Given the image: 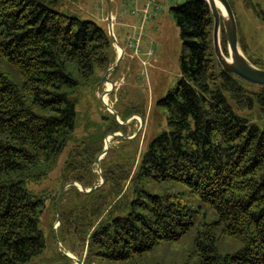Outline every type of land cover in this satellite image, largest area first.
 Listing matches in <instances>:
<instances>
[{"label": "trees", "instance_id": "obj_1", "mask_svg": "<svg viewBox=\"0 0 264 264\" xmlns=\"http://www.w3.org/2000/svg\"><path fill=\"white\" fill-rule=\"evenodd\" d=\"M73 1L0 0V264L43 252L47 195L29 186L76 141L81 91L94 89L113 61L106 28L79 18ZM169 11L181 53L180 79L157 102L166 129L137 160L133 151L104 162L103 183L88 194L76 186L62 193L58 240L83 264H164L158 252L172 264H264V129L256 123L264 87L219 66L203 0ZM220 41L226 55L222 30ZM102 120L67 151L61 187L94 184L86 178L103 139L122 129L111 114ZM226 239L233 244L223 249ZM55 255L45 264H74Z\"/></svg>", "mask_w": 264, "mask_h": 264}, {"label": "rangeland", "instance_id": "obj_2", "mask_svg": "<svg viewBox=\"0 0 264 264\" xmlns=\"http://www.w3.org/2000/svg\"><path fill=\"white\" fill-rule=\"evenodd\" d=\"M184 2L185 0H111L112 30L116 44L121 46L123 52L116 69L108 76V81L113 87L109 82L100 81L94 89L81 91L74 131L76 141L69 144L46 179L29 186L37 193L45 192L47 200L38 223L45 247L39 256L32 258L26 264H45L49 260H54L59 248L62 249V245L58 247L56 243L53 230L57 226L55 197L57 198L62 188L61 168L66 160L67 151L70 149L77 151L79 140L94 132L95 128L92 124L101 123L104 116L111 114L101 102L106 90L111 88L105 95L107 104L116 112V119L123 122L122 129L115 132L121 137L109 135L105 137L109 139L108 150L100 157L99 167L95 163L92 164L91 173L86 180H91L94 184L100 182L104 162L114 163L113 158H120V152L125 156H131L135 151L137 160L138 155L145 150L149 142L166 129L165 113L157 106V102L164 98L180 79L181 53L179 30L169 9ZM228 2L235 17L240 50L247 60L264 69V0H228ZM144 3H149L146 14L143 13L142 8ZM68 5L79 18L92 20L107 30L108 10L105 0H75ZM60 10L68 13L63 7ZM143 16L146 19L144 21ZM136 17H139V20L141 18V21L134 24L131 18ZM225 50L227 56V46ZM131 55L133 58H130ZM117 56L116 46L113 44V61L110 67L115 64ZM107 84L111 85L109 89ZM129 114L131 115L128 116ZM133 114L139 115L142 120ZM124 118L126 119L123 120ZM256 123L260 129H264V117L256 120ZM135 134L136 141L131 142L135 140L132 138ZM105 138L102 141V149ZM122 140L130 143L123 144ZM121 145L125 147L120 148ZM86 183L87 186L84 188L89 189L90 183ZM68 188L70 186H67L63 192ZM71 195L68 193L64 196L65 202L69 201ZM187 200L189 202V198ZM229 244L232 245L233 242L229 239L224 240L222 248ZM170 248L171 253L179 251L178 247ZM79 254L84 258L85 249L79 251ZM154 258L164 264H172L170 256L165 252H158Z\"/></svg>", "mask_w": 264, "mask_h": 264}, {"label": "water", "instance_id": "obj_3", "mask_svg": "<svg viewBox=\"0 0 264 264\" xmlns=\"http://www.w3.org/2000/svg\"><path fill=\"white\" fill-rule=\"evenodd\" d=\"M203 1L206 3L210 11L211 17H212V24H213L212 25V46H213L214 57L217 60L219 66L224 71L232 74L233 76L237 77L243 82H246L248 84L255 85V86L264 87V69L255 66L253 63L247 60L246 57L244 56V53L240 50V47L238 45L237 25H236L232 7L230 3L228 2V0H203ZM105 2H106L107 10H108L107 18H106L108 35L112 43L121 49V53L118 54L115 60V64L111 66L106 71L104 76L101 78V83L109 82L111 84V82L108 81V76L112 73V71L116 69L122 57L123 52H122L121 46L116 44V40H115L113 30H112L113 24H112V16H111V0H105ZM217 4H219L223 8L224 13H225L224 16L220 15ZM221 30L223 31L225 35L227 54H228L227 56L223 53L222 48H221V41H220ZM111 85L113 87V84ZM110 89L106 90L103 93L102 97L107 95ZM101 102L103 106L111 113V115H113L117 124L119 126L123 125V122H120L116 119L117 118L116 112L107 103H104L102 98H101ZM133 115H136V114H133ZM136 116H138L141 119L139 115H136ZM141 124H142V121H141ZM109 136L121 137V135L116 134V133L111 134ZM135 136L136 134L132 138H135ZM107 150H108V144L106 145V141H105L102 151L94 159L95 164L98 165L100 157L104 155ZM102 183H103V179L100 174V182L92 185L89 189H85L80 183H77V182H71V183L65 184L61 188L60 192L57 195L56 204H55L57 226L53 228L55 240H56L58 247H61V244L57 236V227L59 226V201H60V197L64 189L67 186H76L78 187L80 192L84 194H88L91 190L99 187ZM59 252L63 256L71 259L74 264H83L81 260L73 256L70 252L66 251L65 249L59 248Z\"/></svg>", "mask_w": 264, "mask_h": 264}, {"label": "bare ground", "instance_id": "obj_4", "mask_svg": "<svg viewBox=\"0 0 264 264\" xmlns=\"http://www.w3.org/2000/svg\"><path fill=\"white\" fill-rule=\"evenodd\" d=\"M217 7H218V10H219V12H220V15L224 16L225 13H224L223 8H222L219 4H217ZM116 50H117V53H118V54L121 53V49H120L118 46H116ZM110 86H111V85H110ZM110 86L107 84L108 89L110 88ZM102 100H103L104 103H107V100H106V97H105V96L102 97ZM108 143H109V139H106V145H107Z\"/></svg>", "mask_w": 264, "mask_h": 264}, {"label": "crops", "instance_id": "obj_5", "mask_svg": "<svg viewBox=\"0 0 264 264\" xmlns=\"http://www.w3.org/2000/svg\"><path fill=\"white\" fill-rule=\"evenodd\" d=\"M145 5H146V3L143 4L142 8H144ZM144 19H145V17L143 16V17H142V20L144 21ZM145 20H146V19H145ZM131 21H132L134 24H136V23H138L139 21H141V18H140V20H139V17L131 18ZM129 22H130V21H129ZM130 23H131V22H130ZM140 23H141V22H140ZM143 54H145V53H143ZM130 58H133V55H131Z\"/></svg>", "mask_w": 264, "mask_h": 264}, {"label": "built area", "instance_id": "obj_6", "mask_svg": "<svg viewBox=\"0 0 264 264\" xmlns=\"http://www.w3.org/2000/svg\"><path fill=\"white\" fill-rule=\"evenodd\" d=\"M148 1H149V0H148ZM148 4H149V3H146L145 7L143 8V13H144V14H146V9H147V7H148ZM148 53L150 54V52H148Z\"/></svg>", "mask_w": 264, "mask_h": 264}]
</instances>
